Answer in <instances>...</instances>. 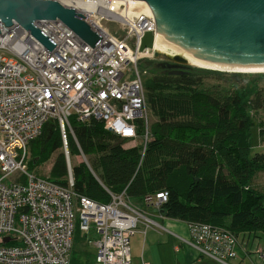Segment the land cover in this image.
I'll return each mask as SVG.
<instances>
[{"label":"built area","instance_id":"2783aa9c","mask_svg":"<svg viewBox=\"0 0 264 264\" xmlns=\"http://www.w3.org/2000/svg\"><path fill=\"white\" fill-rule=\"evenodd\" d=\"M57 1L81 13L102 40L93 49L62 22L44 21L38 27L57 45L49 51L19 24L0 22V264H72L77 236L96 249L93 264H133L132 238L141 224L145 230L158 226L149 212H161L169 193L146 197L144 206L126 191L109 192L105 204L77 195L67 129L73 133V117L103 123L128 143L140 140L133 147L141 146L144 155L151 123L148 71L140 64L154 60L157 51L141 48L146 34L156 38V20L132 0ZM105 23L118 24L122 33ZM52 120L62 132L66 186L29 169L31 144ZM188 225L189 245L200 256L221 264L238 258L240 235Z\"/></svg>","mask_w":264,"mask_h":264},{"label":"trees","instance_id":"16d2710c","mask_svg":"<svg viewBox=\"0 0 264 264\" xmlns=\"http://www.w3.org/2000/svg\"><path fill=\"white\" fill-rule=\"evenodd\" d=\"M151 63L142 62L148 74ZM183 72L176 76L153 71L146 81L147 101L156 121L150 125L144 155L141 146L126 147L128 142L107 131L103 123L70 120V156L94 158L96 173L85 163L73 166L74 192L105 204L111 200L109 192L126 191L133 203L144 206L146 197L166 191L169 200L161 213L167 218L210 224L236 235H264V193L252 185L264 173V153L250 157L251 129L256 126L252 114L264 113V94L259 90L250 97L237 90L205 88L208 72ZM246 76L229 74L237 83ZM260 136L264 141V129ZM30 152L31 171L56 155L49 178L67 185L57 121L45 124Z\"/></svg>","mask_w":264,"mask_h":264},{"label":"water","instance_id":"95a60500","mask_svg":"<svg viewBox=\"0 0 264 264\" xmlns=\"http://www.w3.org/2000/svg\"><path fill=\"white\" fill-rule=\"evenodd\" d=\"M132 1L145 2L155 17L157 33L193 56L229 68H264V0ZM44 21L62 22L93 49L102 40L81 13L57 0H0L2 24H19L53 51L57 45L38 27ZM154 41L152 33L146 34L141 50L152 49ZM171 60L183 67L188 65L182 56Z\"/></svg>","mask_w":264,"mask_h":264},{"label":"crops","instance_id":"0c3cea01","mask_svg":"<svg viewBox=\"0 0 264 264\" xmlns=\"http://www.w3.org/2000/svg\"><path fill=\"white\" fill-rule=\"evenodd\" d=\"M133 147V146H131ZM149 217L158 226L145 230L141 224L139 231L132 238L133 264L141 260L150 264H221L216 260L205 258L189 245L191 240L187 222L165 217L161 212L151 211ZM264 235L241 234L242 246L238 249V258L230 264H264L258 251L264 252ZM85 247L93 249V259L83 256ZM96 249L77 236L72 264H93Z\"/></svg>","mask_w":264,"mask_h":264},{"label":"rangeland","instance_id":"374dc122","mask_svg":"<svg viewBox=\"0 0 264 264\" xmlns=\"http://www.w3.org/2000/svg\"><path fill=\"white\" fill-rule=\"evenodd\" d=\"M105 26L114 33H122L120 30V26L115 23H105ZM121 35V34H120ZM171 57L164 53H157L154 60H149L151 63V66L149 67L150 70L146 79L152 77V72H164L166 70L162 68H157L155 65H162L164 64L168 59ZM145 65V64H143ZM183 71H189V72H208L210 74V77L204 81V87L205 88H219L221 90H229V91H240L248 94L250 97H252L257 91L261 90L264 94V74H246L247 76L244 77V79L240 82H233V80L229 77V74L232 73H223L218 71H212L207 69H202L196 66L192 65H186L184 66ZM140 70L143 71L142 63L140 65ZM253 118L255 120V127L251 129V138H250V157H253L256 153H264V141L262 137L260 136V130L264 129V113H253ZM149 121L152 124L156 121V119L152 116V113L150 110L148 111ZM140 140H137L135 142H130L126 145V147H131L134 144H140ZM56 155L53 156V158L45 163L39 166L35 169V173L44 176L49 177L50 172L52 169V166L55 162ZM72 166L78 165L80 163L89 164L90 170L94 176H96V173L93 170V164H94V158H87L81 156H73L71 157ZM253 187L261 192L264 193V173H259L253 180L252 183ZM264 238V236H262ZM95 239L97 237H94ZM84 254L83 256L89 258L90 260L93 259V249L91 247H85L83 250ZM92 261V260H91Z\"/></svg>","mask_w":264,"mask_h":264},{"label":"bare ground","instance_id":"6f19581e","mask_svg":"<svg viewBox=\"0 0 264 264\" xmlns=\"http://www.w3.org/2000/svg\"><path fill=\"white\" fill-rule=\"evenodd\" d=\"M134 2L135 5H139L144 10L151 12L150 7L145 2L142 1L139 2L134 1ZM154 49L157 52L167 54L170 57L182 56L188 61V65L196 66L202 69L218 71L223 73L264 74V68L261 69L229 68L211 62H207L179 48L162 34H157L154 41Z\"/></svg>","mask_w":264,"mask_h":264},{"label":"flooded vegetation","instance_id":"af4514ba","mask_svg":"<svg viewBox=\"0 0 264 264\" xmlns=\"http://www.w3.org/2000/svg\"><path fill=\"white\" fill-rule=\"evenodd\" d=\"M162 69L168 71L169 73L174 71H183L185 67L178 65L173 60L168 59L164 64L160 65Z\"/></svg>","mask_w":264,"mask_h":264}]
</instances>
